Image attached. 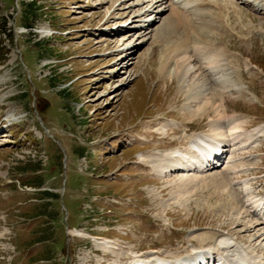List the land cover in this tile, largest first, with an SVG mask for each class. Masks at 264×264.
Masks as SVG:
<instances>
[{
  "label": "rangeland",
  "instance_id": "374dc122",
  "mask_svg": "<svg viewBox=\"0 0 264 264\" xmlns=\"http://www.w3.org/2000/svg\"><path fill=\"white\" fill-rule=\"evenodd\" d=\"M145 1L0 0V264L184 258L207 233L264 254L243 224L257 220L246 200L264 201V137L203 174L155 169L199 133L228 136L226 113L244 136L264 127V10L254 0L194 4L188 35L171 2L149 11ZM190 56L196 69L221 61L224 84L171 72ZM10 115L20 122L8 127Z\"/></svg>",
  "mask_w": 264,
  "mask_h": 264
},
{
  "label": "bare ground",
  "instance_id": "6f19581e",
  "mask_svg": "<svg viewBox=\"0 0 264 264\" xmlns=\"http://www.w3.org/2000/svg\"><path fill=\"white\" fill-rule=\"evenodd\" d=\"M213 1L214 0H211V2H213ZM254 1L258 4L259 9L264 10V8H263L264 6H262L261 3H259L257 0H254ZM166 2L167 3L171 2V5L169 7V11H172V13H174L173 14L174 16H175V13H177L178 11H180V13L182 15H185V17L184 16H181V17L175 16L176 18H174V21H175V24L180 26L181 30H185L186 34H188V35L190 32H189V27L187 24V17L191 18V16H193V14H195L194 11H196L197 8L200 9V7H197L195 10H193V8L197 6L194 4H201V5L207 4V0H157L154 2L150 1V0H146L145 4L151 5L150 10H149V11H151L154 8L157 9V7H159L160 5H162ZM192 5H194L193 8L189 9L190 6H192ZM158 13L162 15L163 13H166V11H160ZM187 13L190 15H188ZM139 16L134 17L135 21H133V22H136L139 19ZM154 21H155V19L153 21H151L150 23H147V25H140L138 30L141 31V34H147L149 32L150 27H151L149 25L157 23L158 20H156L155 22ZM166 24H167V22H166ZM170 25H171V23H170ZM164 28L167 29V27H164ZM164 28H163V30H164ZM143 31H144V33H143ZM132 32H134V30H132V29H129L127 31L128 35L131 34ZM196 41H197L196 43H200L202 41V39H199V41L198 40H196ZM193 48H194V46H193ZM194 49L196 52H198L199 55H201L203 53L202 51L205 50L203 45L202 46L198 45ZM128 57H129V54L125 55L123 58V61H125V59H127ZM191 58H192V56L186 57V59H184V64H185L184 67H180L178 65L180 61H178L175 68L172 69L171 72L175 71L176 76L181 77L180 75H182L184 77V79L186 77H188V75L190 73L192 75H194V77H198L197 80H201V77L203 79L204 78L203 74L208 75V76H209V74H212L215 78L218 77L215 74L218 72V71H216L218 69V67L220 65H222L221 61L219 64L215 65V59L210 58L209 62H207V61H206L207 63L205 62L206 64H208V66L198 67L196 69V66L192 65ZM224 66L226 68L228 67V65H226V64ZM169 68H170V66H169ZM166 72H168V71L166 70ZM227 73H229V72H227ZM218 74H219V72H218ZM175 75H174V77H175ZM227 76H228L227 74H223L222 76L218 77L217 80L215 78H213V80H215L214 82H217V83L218 82L223 83L226 81ZM230 77H231V74H230ZM243 89H245L243 86H239L236 88L238 93H241L243 91ZM205 95H207V94H205ZM208 99H209V97H208ZM208 99H206V100H208ZM224 101L225 100H223V102L221 104L222 108H225ZM212 105H213V102L210 98V101L208 103H206L205 107L209 108V107H212ZM204 110H205V108H204ZM223 117H225V118H221V120L224 122V124H225V122L228 124V128L230 130V134L228 132V134H229L228 136L226 135L224 137V134L218 132V129L215 127H214L215 129H214L212 135H206V134L199 133V134L193 136L192 138H190V144L187 147V149L184 151L171 152L170 155L167 157L170 160V163L168 164V166H166V165H164L162 167L158 166L157 168H155L157 171L156 173H158L159 175H163L165 171H167V172L169 171L170 173H173V172H175V173H177V172L187 173V172L193 171L194 173L198 174L197 172L205 170V167H207V165L211 164V160H214V162H216L217 164H220V161L225 159L224 156H225V154L227 155V153H229V151L231 152V155L232 154L235 155L238 152L246 151L250 148V146L252 144L257 142V139L264 137V127L263 126H258L257 127L258 129L257 128L255 129L254 134L252 133V134H248L247 136H244V133L241 134V130L243 128V126L241 124L244 123L243 121L239 120L237 122L238 119L234 118V116H231L230 118H226V116H223ZM236 134H237V136H236ZM227 148H231V149H229V151H228ZM221 153H222V155H221ZM220 155H221V157L219 158ZM231 160H234L233 156L231 157ZM235 162H236L235 160L229 162V164H227L228 165L227 169L230 171L234 170L235 169ZM234 171L236 172V170H234ZM187 179L190 180V178H187ZM244 184H245V186L249 187L248 182H244ZM252 193H253V191H252ZM249 196H250V194H249ZM254 198L255 197L253 196V197L248 198L246 200L247 205L245 208L250 207L249 210L246 211V213L248 212V213L254 214V216L257 217L256 223H253V222L248 223L247 222V223H243V224H247L250 229L252 228L254 230V232H256V239L255 240L259 241L262 238L264 240V202L262 200H256ZM257 211H258V214H257ZM252 214H249V215H252ZM246 217H248V216H246ZM242 218L245 219L244 215H241L240 220ZM260 228H262L263 231H261ZM77 234L78 235L82 234L83 236L91 237L94 240L95 244L97 245L98 249L101 250V252L102 251L103 252H111V253L116 254V255H121L118 252V245L115 242H112L108 238H97L96 236L93 237L90 235H85L82 232L77 233ZM202 238L204 239V242H205V240H207L205 246L198 248V249H193V251H191L190 254L188 253L187 254L188 256L186 255V257H184V258L183 257H181V258L176 257L177 259L172 258V259H170L171 261L168 262L165 260H168L169 258H164L162 256L149 258V256H148L143 260L149 261V262L150 261H156L158 264H160L159 261H161L160 258H162V259H165L163 264H193L194 262H197L198 260H200V258L202 256H205V258L208 259L209 257H207V255L212 254V255H217L220 257L219 258L220 264H264V254L258 255L256 248H251L253 246H246L245 244H242L237 239H235L234 236H231L229 234L225 235L223 233L220 235H217V234L212 235L211 233H207ZM257 241H255V242H257ZM262 249H264V248H261V250ZM140 260H142V258L134 261V263L137 261H140ZM134 263H132V264H134Z\"/></svg>",
  "mask_w": 264,
  "mask_h": 264
},
{
  "label": "trees",
  "instance_id": "16d2710c",
  "mask_svg": "<svg viewBox=\"0 0 264 264\" xmlns=\"http://www.w3.org/2000/svg\"><path fill=\"white\" fill-rule=\"evenodd\" d=\"M4 60V59H3Z\"/></svg>",
  "mask_w": 264,
  "mask_h": 264
}]
</instances>
